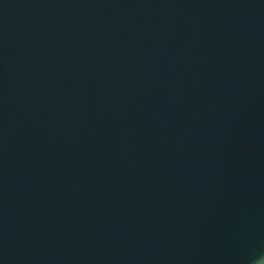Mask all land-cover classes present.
I'll use <instances>...</instances> for the list:
<instances>
[{
	"label": "water",
	"instance_id": "95a60500",
	"mask_svg": "<svg viewBox=\"0 0 264 264\" xmlns=\"http://www.w3.org/2000/svg\"><path fill=\"white\" fill-rule=\"evenodd\" d=\"M0 264H264V0H0Z\"/></svg>",
	"mask_w": 264,
	"mask_h": 264
}]
</instances>
